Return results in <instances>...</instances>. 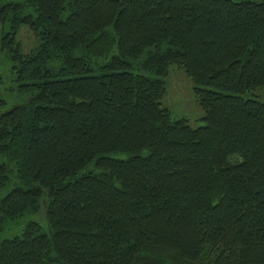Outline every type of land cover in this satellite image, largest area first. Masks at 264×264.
Wrapping results in <instances>:
<instances>
[{
	"label": "trees",
	"instance_id": "obj_1",
	"mask_svg": "<svg viewBox=\"0 0 264 264\" xmlns=\"http://www.w3.org/2000/svg\"><path fill=\"white\" fill-rule=\"evenodd\" d=\"M0 50V234L48 223L0 264H264V0H0ZM172 65L204 125L162 107Z\"/></svg>",
	"mask_w": 264,
	"mask_h": 264
},
{
	"label": "rangeland",
	"instance_id": "obj_2",
	"mask_svg": "<svg viewBox=\"0 0 264 264\" xmlns=\"http://www.w3.org/2000/svg\"><path fill=\"white\" fill-rule=\"evenodd\" d=\"M17 39L25 52H29L38 46L35 35L27 26L21 27L17 34ZM166 85V93L162 98V107L171 110L175 119L186 118L188 123L193 127H199L205 124V110L198 101L195 94V84L186 74L183 67L172 65L167 76L163 77ZM19 81L12 70V62L7 53L0 50V114L8 110L11 106L24 101V97L18 90ZM247 96V95H246ZM251 97L264 101V94L257 90ZM28 212L25 215L12 222L13 228L5 230L0 234V240L5 236L19 234L23 227L31 220H38L42 223L44 230L48 229L45 215L41 219L42 212ZM44 213V212H43Z\"/></svg>",
	"mask_w": 264,
	"mask_h": 264
}]
</instances>
